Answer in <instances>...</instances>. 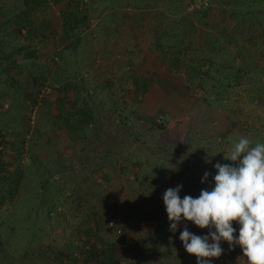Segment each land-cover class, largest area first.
Listing matches in <instances>:
<instances>
[{
	"label": "rangeland",
	"instance_id": "obj_1",
	"mask_svg": "<svg viewBox=\"0 0 264 264\" xmlns=\"http://www.w3.org/2000/svg\"><path fill=\"white\" fill-rule=\"evenodd\" d=\"M121 1L0 0V264H196L180 233L209 229L171 232L165 191L197 198L240 136L264 142V17L243 14L264 0Z\"/></svg>",
	"mask_w": 264,
	"mask_h": 264
},
{
	"label": "clouds",
	"instance_id": "obj_2",
	"mask_svg": "<svg viewBox=\"0 0 264 264\" xmlns=\"http://www.w3.org/2000/svg\"><path fill=\"white\" fill-rule=\"evenodd\" d=\"M224 158L234 163H216L215 186L202 189L197 198L185 195L181 199L182 185L165 191L169 230L175 233L182 219L209 229L205 236L191 233L187 226L180 233L183 247L197 258L196 264H211V258H219L222 241L229 250L239 246L247 264H264V142L240 136ZM209 175L205 172L201 182L208 181ZM233 222L239 224L238 237Z\"/></svg>",
	"mask_w": 264,
	"mask_h": 264
},
{
	"label": "trees",
	"instance_id": "obj_3",
	"mask_svg": "<svg viewBox=\"0 0 264 264\" xmlns=\"http://www.w3.org/2000/svg\"><path fill=\"white\" fill-rule=\"evenodd\" d=\"M117 2L118 6H110L111 9H115V10H119L118 8H123L122 6H119V5H124V1H121V0H114ZM26 4L27 5H32V6H44L43 4H45L46 0H25ZM203 0H190V3H189V6L193 5L194 3L197 4V3H202ZM191 4V5H190ZM129 5V4H128ZM183 6V5H182ZM187 6V4H186ZM188 6V8H189ZM204 8H195L192 10V14H195V15H200L202 14L203 16L206 14V11L205 9V6H202ZM210 6H208L209 8ZM241 9L243 8V6H240ZM187 7H185L186 9ZM184 9V7H183ZM240 9V10H241ZM245 10L243 11V14L245 17H257L258 19H263L264 17V10L263 8H259L258 10L256 9H251L249 8V6H246L244 8ZM87 17V14L85 13L84 15H80V14H77V13H70L66 16L65 18V21H64V33L65 35L67 36H72V35H77L78 34V31L80 29H83L85 28L84 25H85V19ZM189 17V16H188ZM262 17V18H261ZM182 19H185V18H182ZM263 24V23H262ZM172 27L174 28V25H172ZM168 29H171L170 26L168 27ZM170 38L174 41L172 44L170 43ZM163 40L161 42L158 41V49L163 52L165 55H174L175 52L173 51L172 48L178 50V51H183L181 49L182 47V41L179 40L178 38L175 39V36H168V35H163ZM172 45V46H171ZM171 49V50H170ZM19 52H21V50H19ZM213 53H217V54H220V55H225L223 54V50H212ZM32 56V55H30ZM218 56V55H216ZM205 58L208 60V62H212V60H214V56H205ZM4 59L6 61H10V60H13L11 59V57L8 55V56H5ZM223 60V59H222ZM226 61V60H225ZM222 66L224 68H228L230 67V64L226 62H223L222 63ZM221 84V81H217L215 82L214 86L211 87L212 90L215 89V87L217 86H220ZM95 246H92L90 245L89 246V250H87V255H93L94 256V252H95ZM94 253V254H93ZM90 260V259H89Z\"/></svg>",
	"mask_w": 264,
	"mask_h": 264
},
{
	"label": "built area",
	"instance_id": "obj_4",
	"mask_svg": "<svg viewBox=\"0 0 264 264\" xmlns=\"http://www.w3.org/2000/svg\"><path fill=\"white\" fill-rule=\"evenodd\" d=\"M204 3H207L206 0H203ZM202 6H194L192 5V9L198 8L200 9ZM108 228L109 229H116L115 222L111 221L108 223ZM119 234L121 233L120 230L117 231ZM89 249V248H88Z\"/></svg>",
	"mask_w": 264,
	"mask_h": 264
}]
</instances>
